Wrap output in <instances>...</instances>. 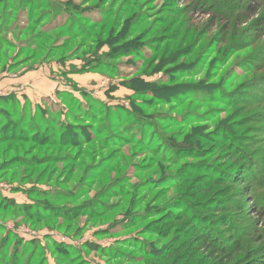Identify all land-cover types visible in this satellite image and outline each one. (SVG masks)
Wrapping results in <instances>:
<instances>
[{"label": "rangeland", "instance_id": "rangeland-1", "mask_svg": "<svg viewBox=\"0 0 264 264\" xmlns=\"http://www.w3.org/2000/svg\"><path fill=\"white\" fill-rule=\"evenodd\" d=\"M36 71L0 89V264L264 257V0H0V80Z\"/></svg>", "mask_w": 264, "mask_h": 264}, {"label": "trees", "instance_id": "trees-1", "mask_svg": "<svg viewBox=\"0 0 264 264\" xmlns=\"http://www.w3.org/2000/svg\"><path fill=\"white\" fill-rule=\"evenodd\" d=\"M3 1V0H2ZM46 4L48 5L47 7L49 8V9H51L52 8V4L49 2V1H46ZM143 89V88H142ZM143 90H145V91H148V90H146V89H143ZM6 99V101H7V99H10V101L11 100H15V98L14 97H10V96H8L7 98H5ZM16 101V100H15ZM6 107H1V108H4V109H6V110H10L11 109V106H9V101H7L5 104H4ZM15 109V108H14ZM13 109V110H14ZM17 112V109H16V111H15V113ZM9 114V113H8ZM9 121V120H8ZM7 123L8 122H6L4 125H2L1 127H0V134H1V136H0V142H3V141H8V139H13V137L11 138V137H7V133H8V131L10 130V127H8V125H7ZM27 139H29V138H25V140H27ZM241 159H243L244 161L246 160V158H244L243 156L241 157ZM243 160H241V162H243ZM258 174V175H257ZM258 178H259V173H255V174H253V176H252V180L254 181V188H252V187H250L251 189H253L254 190V192H258V194H261V192H262V190H264V181H261V180H258ZM18 206V205H17ZM52 210H54L53 208H51ZM64 213L66 214V215H68L69 216V214L71 213V214H73V215H75V216H79L80 214H81V211H80V209H78V208H72V209H70V210H65L64 211ZM211 245H213V244H211ZM216 246H217V244H216ZM229 248V246H220L218 249H217V251H216V254H218L219 252H223V254H222V256H225L226 255V252H227V249ZM234 256V254H232V255H226L225 256V259L223 260V261H221L220 262V264H230L232 261H233V257ZM222 258V257H221ZM256 264H264V257L262 258V257H260V259L258 260V262L256 263Z\"/></svg>", "mask_w": 264, "mask_h": 264}, {"label": "crops", "instance_id": "crops-1", "mask_svg": "<svg viewBox=\"0 0 264 264\" xmlns=\"http://www.w3.org/2000/svg\"><path fill=\"white\" fill-rule=\"evenodd\" d=\"M40 72V71H39ZM40 73H38V71L34 72H29L26 73L23 76H10V77H6L3 78L2 80H0V89H5L4 91H6L5 93H11L13 91L18 92V90L27 88L30 90L29 86H32L34 88L33 91H38L41 96H44L48 93L44 92V89H47L48 87L46 86V88H44V83H46V81L44 80V77H40ZM48 83V82H47ZM28 86V87H26ZM27 92V90H23L20 93L21 94H25ZM45 93V94H44ZM26 95V94H25ZM30 96V95H29ZM31 97V96H30Z\"/></svg>", "mask_w": 264, "mask_h": 264}]
</instances>
